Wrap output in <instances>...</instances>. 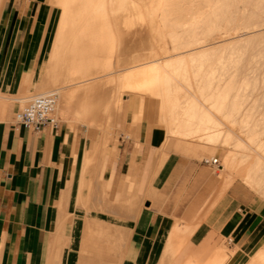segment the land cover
<instances>
[{"label":"crops","instance_id":"1","mask_svg":"<svg viewBox=\"0 0 264 264\" xmlns=\"http://www.w3.org/2000/svg\"><path fill=\"white\" fill-rule=\"evenodd\" d=\"M42 1L0 0V264H247L263 251L264 203L237 181L224 187L205 162L215 149L134 123L126 100L105 142L94 117L64 106L55 128L16 124L19 100L2 95L39 87L28 80L51 29ZM89 229L105 241L86 257Z\"/></svg>","mask_w":264,"mask_h":264},{"label":"rangeland","instance_id":"2","mask_svg":"<svg viewBox=\"0 0 264 264\" xmlns=\"http://www.w3.org/2000/svg\"><path fill=\"white\" fill-rule=\"evenodd\" d=\"M106 1L104 0V2L101 3L93 2L92 4H90L91 8L89 7L88 9L90 10V12L88 11V15L86 16L87 18L85 17V19L83 20L78 19L77 21L75 19L74 21H71L70 22L71 25L73 23V26L71 27L72 30L70 28H64L62 38L60 39L57 47L55 46L56 49H54L55 47L52 48V46L54 45L56 39V32H54V30L57 31V28L56 29L54 28L53 31L51 30L49 34L46 35L47 36L46 49L50 44L48 48V50L49 49L50 50L48 51L49 53L47 52V54L50 55V53L53 52L51 56H54V53L56 55V52H58L57 55L54 56V58L57 57V63L59 65H57V68L56 69L54 68L52 72V76H54L52 77V82L54 80L53 78L57 77V75L58 77L56 81H54L55 83L53 82L52 86H50L49 88L48 87L42 88L43 86L42 83L44 82L45 79L46 66L43 68L38 66L34 69L32 77L29 78L31 80H28L29 82L31 81V85L34 83L36 88L39 86L37 89L32 91L27 90L26 92L21 94H14V95L4 94L2 95V99L19 100L17 107L18 109L29 98L36 96V94H38L41 91L49 90L48 93L50 92L57 93L59 97L57 111L61 112V110L64 109L62 107L63 106L65 107V105L61 99L60 93L66 92L68 94L66 110L70 111L71 115L75 113L77 116H82L83 118L81 119L82 123H88L89 119L87 118H89L90 116L94 117L93 120L95 127L97 129L104 130V132L101 133L100 135L103 137V140L105 142L109 136V133L107 131L114 124V120L118 118V117L115 118V115L120 114L122 108L121 106L122 104L125 103V100L128 103L135 106V108L137 109V103L135 104V102H137L138 98L140 97L143 100V115L142 113H138L139 110H137V114L133 116V122L136 123L140 121L142 118H148L152 120L154 124L164 128V126L161 124L162 122H160L161 119L158 115L159 112L157 113V102H158L157 97H155L152 94H147V92L144 93L142 91L139 92L134 89H131L129 83L130 81L129 77H131V75L146 70L148 67H150L153 64L154 61L158 60L160 63H164L163 61L170 58L172 53L173 54L177 53V52H173L170 49L171 46L169 43L164 44V42H166V39L160 36V22L158 19V14L155 11V8L157 7V4L160 0H106ZM42 2L44 8H46L49 11L51 19H54V21L56 22L55 25L57 23L59 24V21L61 19L60 8L55 3H53L52 0H43ZM103 3L104 5H102ZM105 4L107 7L105 6ZM98 6L99 7L105 6L104 14L103 12H97V10H95V7ZM218 22L220 27L224 26L222 20L221 21L219 20ZM106 23L108 24V28L106 27ZM238 30L230 31L234 33V36H237L236 39H234V41L223 40L225 39V37L226 38L229 37L226 36L227 33H225L223 29L211 32V34L213 33L212 35H217V36L219 35L222 40L219 39L220 42L214 41L213 48L210 47L211 49L208 51L209 58L208 60H206L207 62L206 64L211 65L212 63H214L212 65H215L217 62L220 63L218 64V67L215 68L216 77L217 76L218 77L216 80H214V82L218 81L219 84L221 83L220 85H223L222 83H224L223 81H225V79L228 80L230 77L232 78L234 77L233 82L235 87L240 88L243 85L242 89H244L243 90L244 95L242 94L241 97L242 99L241 103L243 104V106L241 104L242 107L241 106L240 107L242 109L240 108V110L239 107L238 109L236 107V109L239 110L238 112L237 110L235 111L237 112V114H235L234 116L236 122L235 124L230 125L233 127L230 128H232L234 132L238 134L239 138L242 141L244 140L243 143L247 146V149L249 151H254L258 153L262 158H264V138L263 137L261 138V141L259 142L258 145L252 143L243 134H240L239 130L241 128V125L238 124V122L242 118V114L246 112L252 114L251 117L252 116L254 117V118L252 117V119L264 120V30L260 31L261 33L259 32L258 34L257 33L246 34L244 29H238ZM52 35L55 37L52 38L53 37ZM88 37L90 38V40L91 39L92 40L90 41ZM67 42L70 43L68 44ZM68 45L70 48L68 47ZM69 49L70 50L74 49L75 51L77 49L76 51L77 57L79 58L74 60V64H77V66H73L74 68L72 66L71 67L68 66L70 62L69 59H65L66 61L63 60L64 57L66 58L68 57L70 53ZM82 51L84 52L85 55H81L83 54ZM89 52H92L93 54ZM62 54L64 56H62ZM211 54H213V56ZM44 56H46V53ZM80 56H82L83 58H87V60L89 57V61L86 62L83 61L84 59H81V62H78L79 59L81 58ZM50 58L47 57L48 60ZM78 63H80V65ZM81 63H83L84 66L81 65ZM85 63L86 64L88 63L89 67L86 66ZM65 66H67V68ZM67 69H70L72 71V74H70L71 72H69V70ZM84 74L86 75L84 76ZM101 84L103 85L101 86ZM160 113L163 114L162 112ZM239 113L240 115H238ZM220 118L223 119L224 115L222 117L220 116ZM262 127H264L262 123H260L257 126V128H262ZM223 128L225 129L224 124L219 126L221 132H223L224 130ZM167 134L168 133L166 132V135ZM201 138H203V140L195 137L191 138L190 140H194L196 143L199 144L207 143L204 136H201ZM214 145H216V148L213 152H209L208 158H216L218 160L219 166L216 167L217 174H219L222 178H225L227 185H229L234 181L239 182L243 187L251 191L257 197L258 200L264 203V189H262L261 191L257 189L254 190L255 188L250 187L244 181V179L241 177V174L239 173L235 174L232 172L230 168L222 166L226 149L224 148L222 149L221 147H218L220 146L219 138H218V142H216ZM259 145H263V146H259ZM250 160L251 158L245 159L242 162L241 167L243 168L247 166ZM220 169H222V171ZM81 203L88 208V205H90V196L86 195L84 198H81L80 204ZM78 215L81 216L83 219L89 218L91 216L95 217L94 216L95 214L93 213L92 214L78 213ZM98 215L99 217H101V219H104L103 218L104 215L100 216L101 215L100 213ZM88 231L91 235L88 238V250L86 252H80L81 253L80 255L91 257L97 253L103 252L102 248L104 247L103 244L105 238H104V230L95 229L94 231H92L89 229ZM96 231H98V233ZM64 241L65 242L63 244V247L67 248L68 241L67 240ZM261 252L264 254V250ZM171 263L172 262H170V264Z\"/></svg>","mask_w":264,"mask_h":264},{"label":"bare ground","instance_id":"3","mask_svg":"<svg viewBox=\"0 0 264 264\" xmlns=\"http://www.w3.org/2000/svg\"><path fill=\"white\" fill-rule=\"evenodd\" d=\"M52 1L61 10L60 11L61 19L58 18L60 19V21L58 20L59 24L58 23L56 24L58 26L55 25L56 22L54 21V19H52L51 29L48 30L47 32V34H49L51 30L53 31L54 28L55 29L57 28V31L54 30V32H56V39L54 45L52 44L53 42L51 43L53 45L52 48L55 46L57 47V45L59 44V41L63 35L64 28H70L72 30L71 27L73 26V23L71 25L70 23L71 21H74L75 19L77 21L78 19L81 20L85 19V17L88 15V11L90 12V10H88L89 7L91 8L90 4H92L93 2L96 3L104 2V0H52ZM102 5H104V3ZM104 7L98 6L95 7V10H97V12H103L104 14V9H105ZM155 11L158 14V19L160 22V36L166 39V42H164V44L169 43L171 46L170 49L173 52H177V53L174 54L172 53V55L174 56L170 54L171 57L164 60L163 61L164 63H160L157 60L154 61L153 64L150 67H148L146 70L142 72H137L136 74L132 73L133 75L129 77L130 78L129 83L131 89H134L139 92L142 91L144 93L147 92V94H152L155 97H157L159 115L161 114L160 112L163 113L161 114L162 116L161 115L159 116L161 119L160 122H162L161 124L165 127L168 135L173 136L177 139L193 141V142L195 141L190 140L191 138L195 137L203 140L201 136H204L207 143H203V144L213 149L216 148V145L214 144L218 142V138H219L220 146L218 147H221L222 149L223 148L226 149L222 166L230 168L232 172L235 174L236 173L241 174V177L250 187L255 188L254 190L257 189L261 191L262 189H264L263 188L264 158H262L258 153L254 151H249L247 149V146L243 143L244 140L242 141L239 138L238 134L235 133L234 130L232 129L233 127L230 126L235 124L236 121L234 119V116L243 106V104L241 103L242 102L241 97L244 90L242 89L243 85L242 87H240L239 85L240 88L235 87L233 82L234 77L233 78L230 77L229 79L227 78L228 80L225 79V81H223L224 83H222L223 85H220L221 83L219 84L218 81L214 82V80H216L218 77V76L216 77L215 68L218 67V64L220 63L217 62L215 65H212L214 63L211 62L212 64L210 65V64H206L207 63L206 60H208L209 58L208 51L211 48H213L214 41L220 42V40H222L219 35L218 36L212 35L213 33L211 34V32L223 29L225 33H227L226 36L227 37L229 36L228 38L225 37V39L223 40L234 41V39H236L237 36H234V33L230 31H234V30L237 31L238 29H244L246 34L247 33L258 34L260 31L264 30V0H160L157 4V7L155 8ZM219 20L223 21L224 23L223 27L219 26V22H218ZM106 27L108 28L107 23H106ZM54 37L55 36H53L52 38ZM46 39L47 36L45 38L42 50L35 54L34 63H33L34 66L36 67L39 66L43 68L46 66L45 79L44 82L42 83L43 84L42 88L45 87L49 88L50 86L53 85V82L56 81L58 75L57 77L53 78L54 80L52 82V77H54L52 76V72L54 68L56 69L57 65H59L57 63V57L54 58V56H56L58 52H56V55L54 53V56H51L53 52L50 53V55L47 54V52L50 50V49L48 50L50 44L46 49ZM56 47L54 49H56ZM76 51L74 49L71 50L69 49L70 53L68 57L67 58L64 57L63 59V60L69 59L70 62L68 66L70 67L77 66V64H74V60L79 58L77 57ZM45 53L46 56H44ZM81 55H85L84 52ZM211 55L213 56V54ZM62 56L64 55L62 54ZM47 57H49L51 60L50 59L48 60ZM80 57L81 58L79 59L78 62H81V59H84L83 61L86 62L89 61V57L88 60L87 58H83L82 56ZM83 63H81V65L84 66ZM78 64L80 65V63ZM88 65L89 64L87 63L86 66ZM65 67L67 68V66ZM67 70H69V72H71L70 74H72V71L70 69ZM85 75L86 74H84V76ZM102 85L103 84H101V86ZM48 92L49 90L41 91L36 95H44L46 93L48 94ZM60 94H61V99L66 107L68 94L66 92H62ZM138 104H137V110H139L138 113H141L142 103H140L139 106ZM236 107L237 109L239 107V110H237ZM236 110L237 112H235ZM223 115L224 118L223 119L220 118V116L222 117ZM238 115H240V113ZM251 115L252 114H250L249 112L242 114V118L238 122V124L241 125L239 132L240 134H243L249 141L258 145L259 142L261 141V138L262 137L264 138V127L257 128V126L260 123L264 125V120L252 119L253 116L251 117ZM223 124L225 125V129L223 128L224 130L223 132H221L222 129L220 128L221 129L220 130L219 126ZM259 146H263V145H259ZM248 158H251L249 164L242 168L241 167L242 162ZM220 170L222 171V169ZM227 186L228 185L225 180L224 187ZM222 263L223 261L220 260V261L212 262L211 264H222ZM228 263L230 264L231 262ZM247 264H264V254L261 251L258 252L253 257L252 260L247 262Z\"/></svg>","mask_w":264,"mask_h":264},{"label":"built area","instance_id":"4","mask_svg":"<svg viewBox=\"0 0 264 264\" xmlns=\"http://www.w3.org/2000/svg\"><path fill=\"white\" fill-rule=\"evenodd\" d=\"M58 101L59 97L56 92L29 98L15 112L16 124L34 133H39L44 127L55 128L58 124L55 116ZM205 162L216 167L219 166L216 158H209Z\"/></svg>","mask_w":264,"mask_h":264}]
</instances>
